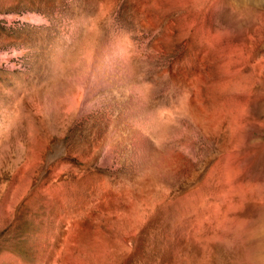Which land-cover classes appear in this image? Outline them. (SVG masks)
<instances>
[{
  "label": "rangeland",
  "instance_id": "rangeland-1",
  "mask_svg": "<svg viewBox=\"0 0 264 264\" xmlns=\"http://www.w3.org/2000/svg\"><path fill=\"white\" fill-rule=\"evenodd\" d=\"M0 264H264V0H0Z\"/></svg>",
  "mask_w": 264,
  "mask_h": 264
}]
</instances>
